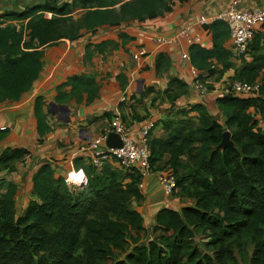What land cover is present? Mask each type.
<instances>
[{
	"label": "trees",
	"instance_id": "16d2710c",
	"mask_svg": "<svg viewBox=\"0 0 264 264\" xmlns=\"http://www.w3.org/2000/svg\"><path fill=\"white\" fill-rule=\"evenodd\" d=\"M177 1L186 0H44L0 11V101H17L31 89L48 46L75 40L83 31L158 18L172 11ZM203 26L212 45L194 43L189 48L200 78L219 80L233 68L230 81L260 79L261 87L258 94L218 96L224 123L206 105L195 103L189 110L197 113L196 118L187 116L176 126L169 123L172 132L167 139L149 137L151 169L168 167L177 177L173 194L193 203L180 210L160 209L154 234L146 240L143 215L131 207L133 199H143L139 173L90 165L83 169L87 182L72 187L44 163L34 175L33 198L24 214L16 215L13 184L0 193V264H108L113 259L112 264H239L247 245L251 252L240 257L247 264H264V33L255 32L249 59L242 56L235 67L227 46L228 24L215 21ZM135 38L120 31L117 39L89 41L86 55L118 49ZM187 85L173 78L166 90L170 100L182 92L174 87L185 91ZM84 95L88 103L99 96L89 73L68 77L58 86L55 100L81 102ZM45 105L42 96L36 98L41 141L53 130ZM226 130L232 144L222 145ZM6 134L0 129V141ZM28 153L26 147L6 148L0 170H14L13 162ZM200 230L209 250L195 245ZM116 252L124 258H116Z\"/></svg>",
	"mask_w": 264,
	"mask_h": 264
},
{
	"label": "crops",
	"instance_id": "0c3cea01",
	"mask_svg": "<svg viewBox=\"0 0 264 264\" xmlns=\"http://www.w3.org/2000/svg\"><path fill=\"white\" fill-rule=\"evenodd\" d=\"M44 0H0V11L22 8ZM235 6L243 8L264 7V0H186L176 2L174 9L158 18L146 22L131 21L116 28H99L96 32L83 31L75 40L62 41L48 46L43 57L42 70L30 90L23 93L17 101H0V129L5 127L6 136L0 141V155L8 147H26L29 153L13 162L14 170H0V193H4L9 184L16 187V215L25 213L33 198V180L38 168L50 163L57 176L64 177L71 169L83 170L91 164L89 146L109 128L114 116L120 114L134 141L139 140V130L147 119L155 121L151 130L152 139H167L172 127L187 116L196 118V112H190V105L203 103L221 122L226 117L219 110L217 97L230 82L229 75L233 68L219 80L210 78L214 83L213 91L202 95L194 86L191 61L183 60L182 54L189 52L190 44L186 37L176 38L172 42L159 44L156 37H174L182 28L191 26L202 15H211L216 11ZM81 13L82 10L75 11ZM74 12V13H75ZM10 24H19L10 21ZM264 33V23L255 27ZM124 31L136 38L118 49L104 53L95 52L91 58L86 55V44L97 43L103 39H117ZM190 34L199 35L196 43L210 47L212 37L204 26H193ZM231 40L227 42L230 48ZM143 47L147 53L135 58L134 54ZM190 54V53H189ZM162 55V56H161ZM161 58V63L158 60ZM249 59V57L247 58ZM235 67L241 65V59L233 60ZM218 67H220L218 65ZM89 73L94 75L99 86V96L92 103L72 99L67 103L55 100L57 88L74 74ZM173 78L187 83L183 89L175 88L179 93L173 101L166 90ZM215 80V81H214ZM42 96L46 102L45 112L53 130L40 140L37 131V118L34 104ZM126 99L123 100V98ZM66 106L63 108L61 106ZM106 142H101V147ZM166 154L164 159L167 160ZM75 161V162H74ZM75 163L79 166L76 168ZM151 169L141 176L143 199L131 201V207L138 209L144 218L146 236L154 234L156 214L163 207L180 210L192 204L193 200L179 195L168 196L160 184V174L167 170ZM84 171V170H83ZM137 173H139L137 171Z\"/></svg>",
	"mask_w": 264,
	"mask_h": 264
},
{
	"label": "built area",
	"instance_id": "2783aa9c",
	"mask_svg": "<svg viewBox=\"0 0 264 264\" xmlns=\"http://www.w3.org/2000/svg\"><path fill=\"white\" fill-rule=\"evenodd\" d=\"M223 21L226 22L230 29L231 52L235 60L240 59L242 56L249 57L247 53L249 44L252 41L256 25L264 23V7L261 8H243L238 9L235 6L216 11L211 15H202L198 21L194 22L191 26L180 29L174 37H156L154 41L159 44L172 42L176 38L186 37L188 43L194 44L199 41L200 36H192L190 34L193 26H203L210 22ZM147 51L141 47L135 54V58L144 56ZM183 60L191 61L189 52L182 54ZM191 70L194 76V86L202 95H207L213 91L208 85L212 81L209 79L203 81L200 78V72L195 65L191 63ZM261 80L258 79L254 82L243 80L230 81L222 94H236V95H249L258 94L260 92ZM126 97L123 98V100ZM155 126V121L151 118L142 123L139 130V140L134 141L128 134L127 127L120 114H116L105 133L101 134L96 140L91 142L89 149L91 151V164L97 169L101 170L106 165H111L118 170L125 172H139L144 176L151 170L150 166V147L149 137L151 130ZM2 129H5L3 127ZM114 131L118 133L122 140V146L119 148H109L106 146L101 147V142H106L109 132ZM74 175V176H73ZM75 175H78L76 178ZM65 182L74 187L76 185L85 184L87 182L86 174L83 170L71 169L66 173ZM160 184L163 192L171 196L177 189V177L169 169L165 170L159 176ZM139 188H143V183L139 182Z\"/></svg>",
	"mask_w": 264,
	"mask_h": 264
},
{
	"label": "rangeland",
	"instance_id": "374dc122",
	"mask_svg": "<svg viewBox=\"0 0 264 264\" xmlns=\"http://www.w3.org/2000/svg\"><path fill=\"white\" fill-rule=\"evenodd\" d=\"M77 14H79V13H77ZM216 80V79H215ZM214 80V81H215ZM211 84V89H213L214 88V83H213V81L210 83ZM202 231L200 230V231H198V234H200V235H198L197 237H196V240H195V245H196V247L197 248H200L201 250H209V247L207 246V241H206V238L202 235ZM143 235V238L145 239V236H146V233H143L142 234ZM147 240V239H146ZM250 253L251 252V246L250 245H247L246 246V249H245V253ZM240 254L242 253V252H239ZM244 253V254H245ZM244 254H241V255H239V264H247L246 263V259H243V258H241L240 256H243ZM116 258H118V259H122V258H124V255L123 254H121V253H118V252H116ZM115 260L113 259V260H109L108 261V264H112L113 262H114Z\"/></svg>",
	"mask_w": 264,
	"mask_h": 264
},
{
	"label": "water",
	"instance_id": "95a60500",
	"mask_svg": "<svg viewBox=\"0 0 264 264\" xmlns=\"http://www.w3.org/2000/svg\"><path fill=\"white\" fill-rule=\"evenodd\" d=\"M61 107L66 108V106H64V105ZM223 138L224 139H223L222 145L232 144L231 132L229 130H226L224 132ZM106 144L109 148H119L122 146L123 143H122L120 135L114 131H111V132H109L108 137L106 139Z\"/></svg>",
	"mask_w": 264,
	"mask_h": 264
},
{
	"label": "bare ground",
	"instance_id": "6f19581e",
	"mask_svg": "<svg viewBox=\"0 0 264 264\" xmlns=\"http://www.w3.org/2000/svg\"><path fill=\"white\" fill-rule=\"evenodd\" d=\"M74 176V175H73ZM76 176V178L78 177V175H75Z\"/></svg>",
	"mask_w": 264,
	"mask_h": 264
}]
</instances>
